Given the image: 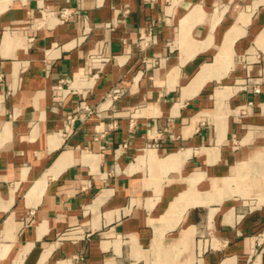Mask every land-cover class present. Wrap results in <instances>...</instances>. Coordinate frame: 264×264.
Returning a JSON list of instances; mask_svg holds the SVG:
<instances>
[{
	"label": "crops",
	"instance_id": "crops-1",
	"mask_svg": "<svg viewBox=\"0 0 264 264\" xmlns=\"http://www.w3.org/2000/svg\"><path fill=\"white\" fill-rule=\"evenodd\" d=\"M0 264H264V0H0Z\"/></svg>",
	"mask_w": 264,
	"mask_h": 264
},
{
	"label": "built area",
	"instance_id": "built-area-1",
	"mask_svg": "<svg viewBox=\"0 0 264 264\" xmlns=\"http://www.w3.org/2000/svg\"><path fill=\"white\" fill-rule=\"evenodd\" d=\"M73 15H74L73 11H71L69 8H64V9L60 10V12H59V17H60V20L62 22L66 21L68 19H71L73 17ZM143 42H144V46H147L149 40L146 39V38H143ZM119 93H120V90L119 89H116L115 90V96L114 97L117 98ZM84 109H85V111L88 114H92L93 113V111L90 110L89 108H84ZM114 125H116V124H114Z\"/></svg>",
	"mask_w": 264,
	"mask_h": 264
}]
</instances>
